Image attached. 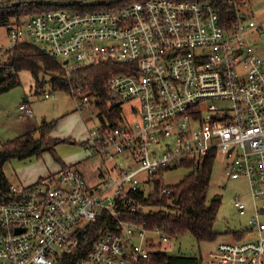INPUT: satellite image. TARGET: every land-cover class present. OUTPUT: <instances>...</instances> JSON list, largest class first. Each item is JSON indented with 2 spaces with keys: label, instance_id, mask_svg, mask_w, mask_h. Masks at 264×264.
I'll return each mask as SVG.
<instances>
[{
  "label": "built area",
  "instance_id": "built-area-1",
  "mask_svg": "<svg viewBox=\"0 0 264 264\" xmlns=\"http://www.w3.org/2000/svg\"><path fill=\"white\" fill-rule=\"evenodd\" d=\"M250 7L249 0H141L118 10H47L4 26L10 45L0 46V65L25 43L65 66L73 60L72 69L120 67L105 91L122 108V123H102L98 98L70 87L76 111L94 109L86 119H96L90 148L114 160L115 173L89 187L79 168L66 166L30 185L9 184L0 200V264H62L77 252L83 263L146 264L159 245L147 234L167 237L120 215L144 211L141 199L163 171L188 161L200 167L210 155L227 178L246 179L253 207L249 229L202 264H264V23ZM18 110L32 115L26 103ZM235 206L246 213L238 198ZM101 213L113 223L97 231Z\"/></svg>",
  "mask_w": 264,
  "mask_h": 264
},
{
  "label": "trees",
  "instance_id": "trees-1",
  "mask_svg": "<svg viewBox=\"0 0 264 264\" xmlns=\"http://www.w3.org/2000/svg\"><path fill=\"white\" fill-rule=\"evenodd\" d=\"M66 1V2H65ZM89 0H0V26L9 22H19L29 16L40 14L47 10H57L56 7L76 6L78 12L118 10L123 6L141 0H117L103 6L96 3L86 4ZM196 1V0H191ZM34 11L35 14L27 13ZM28 71L37 84L39 75L50 76L49 84L53 90L70 94V87L82 85L90 96H96V103L102 123H122V108L111 106L107 102L105 86L111 75L121 70L116 64L108 63L100 66H85L80 69H70L56 59L42 53L36 47L16 43L10 49L7 61L0 65V95L19 85V72ZM53 122H42L41 125L24 134L6 141L0 146V200L6 199L8 181L3 173V166L11 159L26 160L33 156L40 157L44 152L53 154V146L62 142L49 138ZM214 155L208 156L200 167H192V162H183L180 167L190 168V174L179 184L169 187V195H159L164 185L162 176L155 181L154 193L141 202L145 207H157L156 210L137 213H123L122 219L142 224L144 228H157L167 240H174L189 234L196 242L213 241L216 233L213 225L216 221L219 200L208 199ZM66 166L62 165L61 168ZM108 213H101L97 219V231L107 228L113 223ZM84 253L77 252L68 255L62 264H82ZM146 264H202L201 257L186 255H170L157 246L150 254Z\"/></svg>",
  "mask_w": 264,
  "mask_h": 264
},
{
  "label": "rangeland",
  "instance_id": "rangeland-1",
  "mask_svg": "<svg viewBox=\"0 0 264 264\" xmlns=\"http://www.w3.org/2000/svg\"><path fill=\"white\" fill-rule=\"evenodd\" d=\"M117 0H89L86 4L96 3L103 6ZM251 14L258 23H264V0H249ZM66 2V1H65ZM54 8L63 10H77L76 6H64ZM35 14L29 11L27 15ZM10 45V39L6 28L0 26V46ZM73 60L66 65L68 70L72 69ZM41 82L37 84L28 71L19 72V85L10 91L0 95V115H6V120L0 123V146L8 140H12L26 132L24 128H17L18 123L23 122L18 106L23 98L28 100L29 108L32 110L33 120L40 126L44 122H53V128L49 137L62 142L53 146V154L44 152L40 157L33 156L26 160L17 158L11 159L4 166L7 179L12 185H30L41 177L60 169V162L70 165L77 162V168L81 171L89 187L97 183L98 174L106 176L108 170L114 175L112 168L114 160L103 159L90 148V130L94 127L96 119L86 120L93 108L87 112L75 110V101L70 94L53 90L49 84L50 76L39 75ZM45 94L50 98L46 99ZM124 119L132 123L135 116L130 112V105L123 106ZM22 119V120H21ZM35 127V126H34ZM51 170V171H50ZM50 171V172H49ZM53 171V172H52ZM191 170L186 167H171L162 172L164 185L174 187L183 181ZM30 179V181L27 179ZM20 179V180H19ZM219 200V207L216 221L213 225V232L216 238L213 241L196 242L189 234L180 236L174 240L162 241L161 249L170 255H186L201 257L203 260L208 254L215 252L217 245L232 238L241 237L250 227L252 218L253 202L249 196L248 184L245 178L229 179L224 175L223 167L214 162L208 199ZM239 199L245 204L247 211L244 215L239 214L235 200ZM261 202H258L260 204ZM156 210L157 207H145L144 212ZM90 264V263H82Z\"/></svg>",
  "mask_w": 264,
  "mask_h": 264
},
{
  "label": "crops",
  "instance_id": "crops-1",
  "mask_svg": "<svg viewBox=\"0 0 264 264\" xmlns=\"http://www.w3.org/2000/svg\"><path fill=\"white\" fill-rule=\"evenodd\" d=\"M48 98H50V97H48ZM48 98H46V99H48ZM22 103H26L28 106H29V104H28V100L26 99V98H23V102ZM22 103H20V104H22ZM19 104V105H20ZM19 107V106H18ZM30 107V106H29ZM0 111H1V108H0ZM2 112V111H1ZM20 117L22 118L23 117V122L22 123H18V124H20V125H18L17 126V128H20L21 126V128H25L26 129V132L27 131H29V130H34V129H36V128H38L39 126H37V122L35 121V120H33V114L32 115H30V116H21L20 115ZM6 120V115H4V112H3V114H1L0 115V123H2L3 121H5ZM22 120V119H21ZM45 120H42V122H44ZM35 126V127H34ZM52 131V130H51ZM51 131H50V133H51ZM25 133V132H24ZM23 133V134H24ZM49 133V134H50ZM20 136V135H19ZM49 138H51V137H49ZM9 141V140H8ZM58 165H60V168L62 167V165H64V166H77V162H75V163H71L70 165H66L65 163H63V162H60ZM5 166V165H4ZM4 166H3V173H4V175H5V177H6V179H7V174H6V172H5V170H4ZM51 171V170H50ZM49 171V172H50ZM53 172V171H52ZM101 171H100V173L98 174V179L101 177ZM103 174H104V171H103ZM102 174V175H103ZM20 180V179H19ZM30 181V179L28 178L27 179V181ZM7 181H8V183H9V180L7 179ZM97 182H98V180H97ZM10 184V183H9ZM20 185H23V184H20ZM158 235L159 234H157V233H155V232H149L148 234H147V236L150 238V239H152L155 243H158L160 246H161V242H158V239H157V237H158ZM158 245V246H159Z\"/></svg>",
  "mask_w": 264,
  "mask_h": 264
},
{
  "label": "water",
  "instance_id": "water-1",
  "mask_svg": "<svg viewBox=\"0 0 264 264\" xmlns=\"http://www.w3.org/2000/svg\"><path fill=\"white\" fill-rule=\"evenodd\" d=\"M67 63V61H64V64H66Z\"/></svg>",
  "mask_w": 264,
  "mask_h": 264
}]
</instances>
